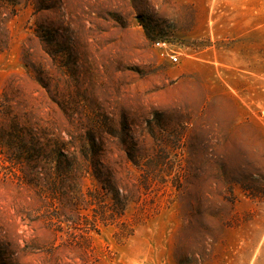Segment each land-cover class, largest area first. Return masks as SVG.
I'll list each match as a JSON object with an SVG mask.
<instances>
[{"label":"rangeland","instance_id":"374dc122","mask_svg":"<svg viewBox=\"0 0 264 264\" xmlns=\"http://www.w3.org/2000/svg\"><path fill=\"white\" fill-rule=\"evenodd\" d=\"M0 264H264V0H0Z\"/></svg>","mask_w":264,"mask_h":264},{"label":"built area","instance_id":"2783aa9c","mask_svg":"<svg viewBox=\"0 0 264 264\" xmlns=\"http://www.w3.org/2000/svg\"><path fill=\"white\" fill-rule=\"evenodd\" d=\"M155 47L159 49L162 58L169 59L175 63L179 61L178 54L170 49L168 43L158 41L155 43Z\"/></svg>","mask_w":264,"mask_h":264}]
</instances>
